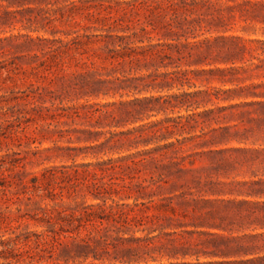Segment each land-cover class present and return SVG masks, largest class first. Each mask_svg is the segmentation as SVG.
I'll list each match as a JSON object with an SVG mask.
<instances>
[{
  "label": "trees",
  "instance_id": "trees-1",
  "mask_svg": "<svg viewBox=\"0 0 264 264\" xmlns=\"http://www.w3.org/2000/svg\"><path fill=\"white\" fill-rule=\"evenodd\" d=\"M60 1L70 0L56 3ZM74 4L65 5L71 13H77ZM126 4L130 12L143 17L140 32L85 33L67 41L40 39L45 42L41 51L46 58L41 67L49 73L55 68L62 72V79L71 75L52 105L57 100L73 103L86 99L85 106L92 110L82 115L97 118L93 129L81 130L84 141L93 145L88 148L95 151L94 157L146 148L124 157L123 164L113 159L97 164L103 178L119 169L128 172L130 182L122 188L134 192L135 207L125 211L118 206L106 215L103 206L113 199L105 197L107 189L103 191L94 183L92 196L104 204L97 205L98 210L86 208L79 219L83 224L77 229L92 227L106 232L103 226L111 220L147 233L145 238L132 237L137 245L123 249L133 258L126 261L115 257V262L264 264V93L257 92L261 85L241 86L245 79L238 75L248 69L215 66L236 65L237 55L242 54L237 52V45L218 48L213 43L237 40L224 35L237 20L246 23V28L264 26V0H133ZM54 13L65 18L62 10ZM211 31L223 34L214 41L200 40L214 33ZM261 51L264 56V42ZM107 64L112 71L103 74ZM199 65L209 68L189 69ZM73 67L77 70L64 75ZM135 72L145 74L134 76ZM228 85L232 88L223 89ZM175 88L178 92H173ZM237 92L252 100L221 105L237 99ZM111 94H120L121 99L132 97L118 105L113 103L116 107L112 110L89 104L90 98ZM66 111L72 112L66 117L82 116L76 107ZM161 115L163 119L151 121ZM139 123L126 132L102 130ZM237 141L254 147L225 148ZM230 152L240 156L230 159ZM237 171L249 176L248 181L238 183L249 200L240 201L237 209V203L230 202L231 207L225 208L221 205L224 201L208 198L220 194L226 186L216 178H228ZM205 228L213 232L202 231ZM156 232L159 234L154 235ZM82 241L86 245L81 246L92 248L86 239ZM7 245L1 244L0 261L20 263L22 256L17 254L16 244L12 250ZM28 264H33V257Z\"/></svg>",
  "mask_w": 264,
  "mask_h": 264
},
{
  "label": "rangeland",
  "instance_id": "rangeland-1",
  "mask_svg": "<svg viewBox=\"0 0 264 264\" xmlns=\"http://www.w3.org/2000/svg\"><path fill=\"white\" fill-rule=\"evenodd\" d=\"M130 1L133 0H70L68 3H56V0H0V250L2 243L9 244L7 246L10 250L16 244L17 254H21L22 258L20 263L13 261L12 264H28L30 256L33 257V264H145L115 262L114 258L126 261L133 258L123 249L136 246L137 242L130 239L145 238L146 232L111 220L103 226L106 232H98L92 227L79 230L77 227L83 224L84 220L79 219L84 216L86 208L98 210L97 205L104 204L92 196L96 189L94 183L102 186L103 191L107 189L109 193L105 197L113 199H109L103 206L106 215L111 213L112 208L116 210L122 207L130 211L135 207L134 192L122 188L130 182L128 172L119 169L103 178L97 164L109 159L123 164L121 160L124 157L146 148L94 157L95 151L88 148L93 145L84 141L85 136L81 133V130L93 129L96 124V117L82 115L92 108L85 106L86 99L75 100L73 103L57 100L53 106L52 100L61 95V86L70 82L71 75L62 79V72L54 68L49 73L45 67H41L46 58L41 51L45 42L40 39L62 38L67 41L85 33L140 32L144 19L130 12L126 4ZM72 2H75L77 13H71L65 6ZM88 7L93 9L89 11ZM55 10H62L65 18L55 15ZM99 11L101 14H96ZM89 12L95 13V16H90ZM246 27V23L237 20L232 30L224 33L227 37H237V40L213 42L218 48L235 44L237 52H242L237 55L236 65L217 63L215 66L248 69L247 72L241 70L238 75L245 79L241 86L261 85L257 92L264 93V68L255 66H264V62H261L264 59L261 51L264 26L259 25L255 29ZM211 32L214 33L204 35L200 40L209 38L214 41L223 34ZM85 48L91 49L90 46ZM36 55L39 57L35 58ZM107 67L106 70L101 69L103 74L112 71V66L107 64ZM208 68L199 65L189 69ZM75 70L73 67L71 72L64 75ZM143 74L145 72H135L134 76ZM214 85L222 87L219 83ZM230 88L232 86L228 85L223 89ZM173 92H178V89L175 88ZM130 97L125 95L121 99L120 94H111L99 99L90 98L89 104H99L104 109L112 110L116 107L113 103L118 105L121 100L127 101ZM251 100L250 97H241L237 92V99L222 102L221 105H238ZM70 107L79 108L82 116L66 117V114L72 113L66 111ZM163 118L161 115L151 121ZM140 125L112 129L107 127L102 130L119 133ZM253 147L237 141L225 148ZM239 156L238 152L227 154L230 159H238ZM95 173L97 176H94ZM215 180L226 186H223L220 194L208 198L224 201L222 207L229 208L232 204L228 203L233 202L237 203L238 209L240 201L249 200L242 195V187L238 184L249 180V176L242 171ZM130 195L134 197L130 198ZM202 231L213 232L207 228ZM158 234L156 232L154 235ZM102 236L105 239H101ZM82 239H86L92 248L81 246L86 245ZM85 255L89 259H84ZM94 256L103 259L95 260ZM40 258H43L42 261H39ZM3 263L1 260L0 264Z\"/></svg>",
  "mask_w": 264,
  "mask_h": 264
}]
</instances>
